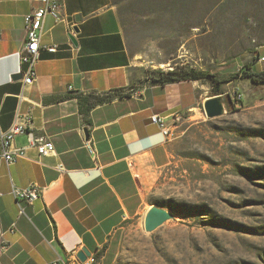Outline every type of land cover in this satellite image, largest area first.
I'll return each instance as SVG.
<instances>
[{
    "label": "crops",
    "instance_id": "1",
    "mask_svg": "<svg viewBox=\"0 0 264 264\" xmlns=\"http://www.w3.org/2000/svg\"><path fill=\"white\" fill-rule=\"evenodd\" d=\"M56 1L63 20L47 16L42 44L58 50H41L35 80L25 84L28 66L17 54L26 41L24 16L39 4L0 0V127L30 116L29 127L55 147L41 156L25 133L17 135L26 157L9 166L0 148V264H91V257L92 264H111L118 234L144 221L155 175L178 151L175 120L213 97H204L200 81L150 84L112 0ZM108 93L112 101L95 104ZM153 115L164 118L169 135ZM88 140L97 159L85 147ZM31 183L42 194L32 204L22 201L21 215L11 192ZM84 248L90 256L82 262Z\"/></svg>",
    "mask_w": 264,
    "mask_h": 264
},
{
    "label": "rangeland",
    "instance_id": "2",
    "mask_svg": "<svg viewBox=\"0 0 264 264\" xmlns=\"http://www.w3.org/2000/svg\"><path fill=\"white\" fill-rule=\"evenodd\" d=\"M112 2L147 76L185 67L228 76L249 62L264 71V0ZM223 92L240 94L236 111L209 119L202 105L174 122L178 151L148 202L175 219L153 233L143 220L125 226L111 264H264V85L235 80Z\"/></svg>",
    "mask_w": 264,
    "mask_h": 264
},
{
    "label": "built area",
    "instance_id": "3",
    "mask_svg": "<svg viewBox=\"0 0 264 264\" xmlns=\"http://www.w3.org/2000/svg\"><path fill=\"white\" fill-rule=\"evenodd\" d=\"M39 6L31 13L24 16V28L26 31V41L21 51L17 54L22 64L28 66L24 73V83L31 84L35 80L34 67L38 61L41 50H47L50 53H55L58 50L57 44L43 45L42 39L44 36V23L48 15L52 16L57 22L63 20L61 16V5L56 0H36ZM264 59V58H262ZM71 89V88H70ZM152 122L156 124L164 135L170 134V129L166 126L164 118L159 115H153ZM32 120L30 116L18 118L14 124L4 130L0 127V148L1 155L7 165H12L18 160L26 157V148L17 146L15 138L17 135L26 134L29 146L36 148L41 156L48 155L55 151L53 142L44 135H36L34 130L30 128ZM85 147L89 154L97 159V151L91 141L85 142ZM12 195L16 199L20 214L25 215L22 201L32 204L42 194V189L35 183H31L24 188L14 187ZM95 259L90 258V263H94ZM79 263V262H78ZM56 264V263H52Z\"/></svg>",
    "mask_w": 264,
    "mask_h": 264
},
{
    "label": "trees",
    "instance_id": "4",
    "mask_svg": "<svg viewBox=\"0 0 264 264\" xmlns=\"http://www.w3.org/2000/svg\"><path fill=\"white\" fill-rule=\"evenodd\" d=\"M193 80L200 81L205 85H209L212 96H218L224 94L223 85L231 83L235 80H248L254 85H264V71H258L254 69V63L249 62L243 66L237 72L230 74L228 76H221L218 73L207 71V70H197L194 68H173L169 71L154 70L150 71L147 80L150 84H167L180 80ZM114 95L108 93L101 98H97L95 104H102L114 99ZM117 97H123V93H118ZM241 96L237 92L236 97L233 100V110L236 103H242L239 99ZM175 211V208H173ZM176 213L177 210L175 211Z\"/></svg>",
    "mask_w": 264,
    "mask_h": 264
},
{
    "label": "water",
    "instance_id": "5",
    "mask_svg": "<svg viewBox=\"0 0 264 264\" xmlns=\"http://www.w3.org/2000/svg\"><path fill=\"white\" fill-rule=\"evenodd\" d=\"M78 31V28H74ZM71 41L77 45V41L74 36L69 35ZM236 97V93L233 95H218L206 99L203 103V110L207 118H218L233 110V100ZM174 213L159 205H151L144 217V229L146 233H153L155 230L163 226L168 221L174 220ZM90 256V252L84 248L78 253V258L84 262L87 257Z\"/></svg>",
    "mask_w": 264,
    "mask_h": 264
}]
</instances>
